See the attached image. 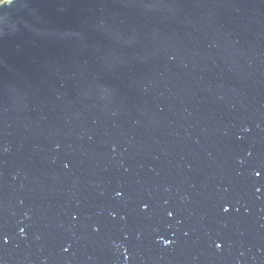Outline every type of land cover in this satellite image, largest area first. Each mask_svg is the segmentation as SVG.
Masks as SVG:
<instances>
[{
	"label": "water",
	"instance_id": "95a60500",
	"mask_svg": "<svg viewBox=\"0 0 264 264\" xmlns=\"http://www.w3.org/2000/svg\"><path fill=\"white\" fill-rule=\"evenodd\" d=\"M0 264H264V0L1 2Z\"/></svg>",
	"mask_w": 264,
	"mask_h": 264
},
{
	"label": "trees",
	"instance_id": "16d2710c",
	"mask_svg": "<svg viewBox=\"0 0 264 264\" xmlns=\"http://www.w3.org/2000/svg\"><path fill=\"white\" fill-rule=\"evenodd\" d=\"M4 0H0V3L3 2Z\"/></svg>",
	"mask_w": 264,
	"mask_h": 264
},
{
	"label": "snow or ice",
	"instance_id": "6c2138e0",
	"mask_svg": "<svg viewBox=\"0 0 264 264\" xmlns=\"http://www.w3.org/2000/svg\"><path fill=\"white\" fill-rule=\"evenodd\" d=\"M257 175H259V173H257Z\"/></svg>",
	"mask_w": 264,
	"mask_h": 264
}]
</instances>
